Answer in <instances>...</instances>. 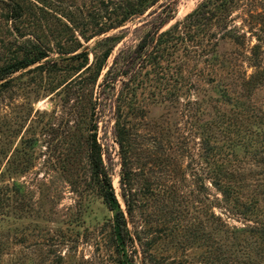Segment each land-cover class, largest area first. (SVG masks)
<instances>
[{
	"label": "rangeland",
	"instance_id": "rangeland-1",
	"mask_svg": "<svg viewBox=\"0 0 264 264\" xmlns=\"http://www.w3.org/2000/svg\"><path fill=\"white\" fill-rule=\"evenodd\" d=\"M15 1L0 68L46 55L0 80V264H121L95 133L136 264H264V0Z\"/></svg>",
	"mask_w": 264,
	"mask_h": 264
},
{
	"label": "trees",
	"instance_id": "trees-1",
	"mask_svg": "<svg viewBox=\"0 0 264 264\" xmlns=\"http://www.w3.org/2000/svg\"><path fill=\"white\" fill-rule=\"evenodd\" d=\"M226 0H221V3H219L216 7V9L223 11L227 9V4L225 5ZM10 7V18L18 19L23 15V7L20 3L16 2L15 0H10L9 3ZM140 6V5H139ZM137 9V8H136ZM138 10V9H137ZM134 12H142V9ZM202 8L199 7L196 10H194L192 13H190L186 19V21H190V23L198 24L203 18L202 16ZM193 25V24H192ZM170 34L169 31L165 32L164 35ZM230 38H234L239 40V37H236L234 33L230 32L228 35ZM259 48V45L256 46V49ZM46 55L45 51H39L38 55H35L33 57L24 58L22 61H18L16 63L10 64L6 67L0 68V80H3L10 74L14 73L15 71L19 70L20 68L26 67L29 64L43 58ZM256 61L258 60V54H255ZM258 65V64H256ZM252 79L258 83L259 81H263L264 79V72L261 73V71H258V74H254L252 76ZM88 156L89 161L91 163V168L93 175L96 177V179L99 182V187L101 194L103 196V199L109 209L116 210L115 216H114V235H115V242L117 246V250L120 253L121 257V264H136L132 255L128 252V246L130 245L131 237L129 236L128 229L126 226V220L124 213L121 210H118V199L115 193V188L113 187L112 182V176L109 173V171L106 169L104 159H103V148L101 143L98 142L96 133L93 135H90L89 141H88ZM231 186L224 187L223 191L227 196L230 194ZM260 236L264 237V223L262 224L259 231H257Z\"/></svg>",
	"mask_w": 264,
	"mask_h": 264
}]
</instances>
